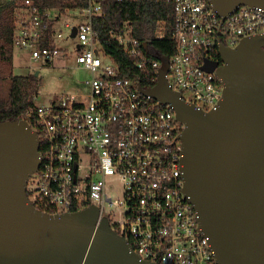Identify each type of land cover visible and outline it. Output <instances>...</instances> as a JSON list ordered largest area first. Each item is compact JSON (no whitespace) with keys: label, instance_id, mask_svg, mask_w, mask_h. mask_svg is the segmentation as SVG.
I'll list each match as a JSON object with an SVG mask.
<instances>
[{"label":"built area","instance_id":"obj_1","mask_svg":"<svg viewBox=\"0 0 264 264\" xmlns=\"http://www.w3.org/2000/svg\"><path fill=\"white\" fill-rule=\"evenodd\" d=\"M110 1L132 0H88L77 11L82 20L72 17L59 28L58 21L52 23L58 13L42 12L31 0L18 11L15 47L46 63L72 50L76 62L91 72L81 91L62 94L50 104L35 102L25 111L22 118L38 132L41 154L40 167L27 182L28 198L48 212L95 205L99 219L108 217L141 258L159 264H221L184 191V124L170 104L146 95L136 80L121 74L95 29L94 18ZM156 1L173 10L169 86L200 108H214L224 85L205 64L223 63L221 45L236 47L244 37L264 33V6L242 4L224 17L211 0ZM166 28L161 20L155 36L163 38ZM50 33V42L43 44ZM108 36L139 66L149 64L159 73L166 55L154 57L149 39L136 36L131 21L110 29Z\"/></svg>","mask_w":264,"mask_h":264},{"label":"water","instance_id":"obj_2","mask_svg":"<svg viewBox=\"0 0 264 264\" xmlns=\"http://www.w3.org/2000/svg\"><path fill=\"white\" fill-rule=\"evenodd\" d=\"M211 1L224 17L242 4L264 6V0ZM220 53L222 64H205L224 85L210 110L169 86L167 55L157 83L139 87L170 104L184 124V191L217 262L264 264V33L236 47L221 45ZM40 164L38 132L23 118L1 120L0 264H159L141 258L108 217L99 219L95 205L59 213L32 204L27 182Z\"/></svg>","mask_w":264,"mask_h":264},{"label":"trees","instance_id":"obj_3","mask_svg":"<svg viewBox=\"0 0 264 264\" xmlns=\"http://www.w3.org/2000/svg\"><path fill=\"white\" fill-rule=\"evenodd\" d=\"M31 2L42 12L52 10L58 13L57 20L52 21L54 24L57 21L63 22L62 15L66 14L67 10L78 11L88 4V0H31ZM25 6V0H6L0 3V63L2 66H8L5 77L9 82L6 94L0 96V121L24 117L25 111L35 105V98L39 93L40 82L35 72L28 74L13 72L14 32L18 11ZM161 20L166 21V35L158 38L155 35ZM127 21H131L136 36L149 39V48L154 57L171 55L175 49L171 39L172 5L156 0L110 1L104 4L102 13L93 20L105 51L113 57L121 74L136 80L144 88L154 86L158 80L157 69L149 64L139 66L135 57L124 51L108 36L110 29H116ZM51 35L52 33L43 44L50 42ZM2 71L0 69V74Z\"/></svg>","mask_w":264,"mask_h":264},{"label":"rangeland","instance_id":"obj_4","mask_svg":"<svg viewBox=\"0 0 264 264\" xmlns=\"http://www.w3.org/2000/svg\"><path fill=\"white\" fill-rule=\"evenodd\" d=\"M72 17H76L77 20L84 18L83 14H78L77 11L67 10L66 14L62 15L63 23ZM73 41H75L74 38L69 43H73ZM7 67L6 65L2 66L0 63V69L3 70L0 74V96L5 95L9 87V82L5 77ZM13 72L16 74L38 72L39 93L35 98L38 104H50L62 94L81 91L85 80L91 76L89 70L81 67L76 62L72 50L68 55L61 53L52 63H46L40 60H32L27 50L15 46Z\"/></svg>","mask_w":264,"mask_h":264},{"label":"crops","instance_id":"obj_5","mask_svg":"<svg viewBox=\"0 0 264 264\" xmlns=\"http://www.w3.org/2000/svg\"><path fill=\"white\" fill-rule=\"evenodd\" d=\"M5 1L6 0H0V3H3ZM61 25H62V22H60V21L56 23L57 28H59Z\"/></svg>","mask_w":264,"mask_h":264},{"label":"flooded vegetation","instance_id":"obj_6","mask_svg":"<svg viewBox=\"0 0 264 264\" xmlns=\"http://www.w3.org/2000/svg\"><path fill=\"white\" fill-rule=\"evenodd\" d=\"M217 61H219L221 63V60L220 59H217Z\"/></svg>","mask_w":264,"mask_h":264}]
</instances>
